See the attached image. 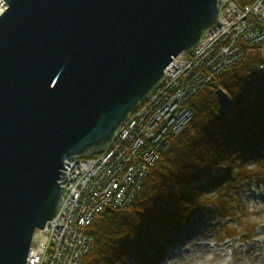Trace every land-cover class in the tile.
<instances>
[{"label":"water","instance_id":"95a60500","mask_svg":"<svg viewBox=\"0 0 264 264\" xmlns=\"http://www.w3.org/2000/svg\"><path fill=\"white\" fill-rule=\"evenodd\" d=\"M0 264H26L61 204L65 161L102 153L224 0H5ZM175 252V251H174Z\"/></svg>","mask_w":264,"mask_h":264},{"label":"built area","instance_id":"2783aa9c","mask_svg":"<svg viewBox=\"0 0 264 264\" xmlns=\"http://www.w3.org/2000/svg\"><path fill=\"white\" fill-rule=\"evenodd\" d=\"M6 8L5 0H0V15ZM248 51L263 59L254 69L263 73L264 0H224L217 23L186 58L185 54L173 58L165 69L174 70L171 77L164 74L108 147L97 155L65 161L62 204L56 216L34 233L26 264H82L92 244L88 230L94 217L106 207L131 202L148 167L192 118L189 100L237 66ZM214 91L220 92L217 86Z\"/></svg>","mask_w":264,"mask_h":264},{"label":"trees","instance_id":"16d2710c","mask_svg":"<svg viewBox=\"0 0 264 264\" xmlns=\"http://www.w3.org/2000/svg\"><path fill=\"white\" fill-rule=\"evenodd\" d=\"M254 55L189 100L192 118L148 167L131 202L106 207L92 220L82 264L158 263L165 245L198 211L222 202L208 195L211 189L246 179L237 170L242 160H264V78L254 70L263 59ZM216 86L232 101L224 113Z\"/></svg>","mask_w":264,"mask_h":264},{"label":"rangeland","instance_id":"374dc122","mask_svg":"<svg viewBox=\"0 0 264 264\" xmlns=\"http://www.w3.org/2000/svg\"><path fill=\"white\" fill-rule=\"evenodd\" d=\"M189 53H183L185 58ZM253 54L248 51L243 60ZM260 76L264 78V72ZM219 91L216 95H220L224 113L232 101ZM242 161H236L241 162L237 170L243 172L240 178H247H233L226 189H211L208 195L216 193L222 202L198 211L165 245L156 264H259L253 255L246 256L245 250L252 243L264 250V160Z\"/></svg>","mask_w":264,"mask_h":264},{"label":"bare ground","instance_id":"6f19581e","mask_svg":"<svg viewBox=\"0 0 264 264\" xmlns=\"http://www.w3.org/2000/svg\"><path fill=\"white\" fill-rule=\"evenodd\" d=\"M173 71H174L173 69H167L164 71V74L167 73V74H169V77H171V75L173 74ZM260 239H262V238H260ZM261 248H262V246L257 245V243H252L248 247V249L245 250V254H246V256L253 255L256 258V260L259 262V264H264V250H261ZM217 250H219V248ZM217 250H215V251H217ZM232 255H233V253H232Z\"/></svg>","mask_w":264,"mask_h":264}]
</instances>
